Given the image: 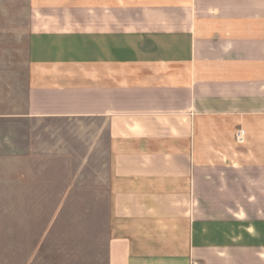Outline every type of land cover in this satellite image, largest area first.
Instances as JSON below:
<instances>
[{"label":"crops","instance_id":"obj_1","mask_svg":"<svg viewBox=\"0 0 264 264\" xmlns=\"http://www.w3.org/2000/svg\"><path fill=\"white\" fill-rule=\"evenodd\" d=\"M28 1L25 116L95 128L53 168L105 264H264V0Z\"/></svg>","mask_w":264,"mask_h":264},{"label":"rangeland","instance_id":"obj_2","mask_svg":"<svg viewBox=\"0 0 264 264\" xmlns=\"http://www.w3.org/2000/svg\"><path fill=\"white\" fill-rule=\"evenodd\" d=\"M28 9L0 0V264H105L106 207L64 200L66 170L53 168L83 156L95 128L25 116Z\"/></svg>","mask_w":264,"mask_h":264},{"label":"built area","instance_id":"obj_3","mask_svg":"<svg viewBox=\"0 0 264 264\" xmlns=\"http://www.w3.org/2000/svg\"><path fill=\"white\" fill-rule=\"evenodd\" d=\"M234 140L237 144H243L245 141V131L238 129L234 135Z\"/></svg>","mask_w":264,"mask_h":264}]
</instances>
